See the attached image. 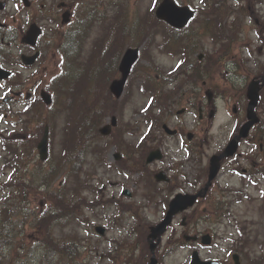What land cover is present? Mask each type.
<instances>
[{"label":"rangeland","instance_id":"rangeland-1","mask_svg":"<svg viewBox=\"0 0 264 264\" xmlns=\"http://www.w3.org/2000/svg\"><path fill=\"white\" fill-rule=\"evenodd\" d=\"M180 1L182 4L193 3L200 6V9L197 17L183 33H177L178 41L174 47L175 40L174 45L167 42L165 25L160 23L159 33L158 23L156 25L153 18V7L157 0H30L31 5L28 8L19 0H6V8L1 12V19L4 23L22 30L20 38L15 33V42L20 43L27 29L26 25L35 18L41 21L40 25L44 29V37L41 40L43 55L37 63V69L18 68L24 77L30 75L32 79L30 83L33 80L36 82V95L41 90L52 94L51 80L62 72V60L57 50L60 36L65 31L60 24L63 12L59 7L61 2L66 3L65 9L70 11V21L74 24L77 19L83 20L88 15L95 2L104 5L100 7L104 8L102 19L90 23V35L85 41L83 61L80 63L81 67H86V74L94 72L93 81L102 88L109 86L110 81L114 79L113 64H118L127 47H140V56L120 99L111 101L107 98L109 93L106 94V90L105 93L100 91L98 94L104 97L101 105L110 107L111 115L117 117L120 127L113 137L97 141L95 144L97 157L91 156L90 159L84 157L80 161L78 174L82 178V183L78 186V208L71 211V214H76V220L68 221L70 220L66 216L68 210L61 205L63 215L49 224L52 238L66 237L68 240H74L75 237H79L84 239L83 243H79L80 247L89 245L93 250L86 252L83 249L79 258L72 261L67 254H58L54 250L45 251L39 242L43 237L41 228H32L33 217L41 215L46 207L52 204L45 198L43 200L42 196L25 191L27 206L20 208L19 214L23 223L18 226L20 233L22 228L23 235H19L17 230L16 233L9 234L14 236V245L10 248H7V244L4 246L0 263L4 261L6 264H123L130 253L123 245L126 240L134 239L138 240L141 249L137 254L140 255L137 261L140 262L145 254L149 260L150 254L144 234L148 226L155 224L163 216L162 212L165 211L163 205H167V199L177 192H191L205 182L209 158L222 150L241 121L239 111L233 112L234 107L239 108L242 105L241 101L236 97L225 96L219 93V90L223 86H229L227 80L229 73L234 72L241 76L237 80L234 79L236 85L241 86L243 83L245 85L246 78L254 75L258 59L264 63L262 40L264 35L259 38L254 33L258 27L264 32V5L255 7L257 2L252 5L251 0H221V4L219 0ZM118 7L127 19L122 13L118 16L114 13ZM256 8L260 13L255 11ZM136 12L137 16L134 19ZM204 21L211 26H200ZM257 21L259 26L256 25ZM138 27L144 29H137ZM136 29L135 33H126ZM11 51L12 47L10 52L1 53L5 54L6 64L2 63L6 66H12L10 64L17 62L15 53L24 52L25 49L16 50L14 55ZM191 53H196V58L202 54L199 63L189 64V60L186 59ZM213 59L221 61L215 64ZM222 59L227 60L223 63ZM227 63L229 65H226ZM233 67L235 71H231ZM33 76L36 79H33ZM192 79H201L198 85L205 82V86L198 92L202 100L207 97L208 90L217 92L221 97L217 102L218 117H215V109L211 122L209 123V119L206 118L201 128L197 125L199 119L196 109L187 114L176 113L188 103L189 99H184V94L189 89V81ZM60 85H63L60 81L55 83V86ZM60 97H64V103L61 104L63 108L67 101L65 91L58 94V105L53 104L47 110L37 106L36 112L23 115V118H30V128L33 130L37 126L36 116H46L41 118L43 125L39 136H42L44 127L48 125V156L42 162L39 160L37 150H34L28 157L31 160L26 161L21 170L7 169L3 177V182H6H0V204L5 194L2 187L8 182H17L22 178L32 187L40 186L39 180L47 165V159L53 164L57 156L62 157L64 154L67 156L72 144L67 127L69 115L60 113ZM170 100H173L171 104L174 103L171 124L186 123L188 130L195 132L197 139L192 144L186 143L188 148L190 147L187 149L189 154L183 147L181 138L164 139L161 148L162 158L149 166L151 169L144 185L142 174L139 176L136 173L132 174L125 170L123 163H116L114 152L120 151L122 156L133 153L134 161L129 167L134 169L136 159L134 155L140 151L139 147L144 145L143 142L138 143L141 134L149 127L152 133L150 131L148 139L153 137L155 128L153 126L159 115L160 121L157 122L159 124L171 115L166 107ZM195 102H199L198 99ZM213 104L211 102L205 106L207 114ZM81 106L82 103L79 101L77 107ZM53 108L54 111L57 110L55 114H51ZM258 114L264 124V104L260 106ZM106 122H109V115L103 119L102 124ZM159 128L160 126L156 127V130ZM37 134L39 133L36 132ZM117 148L122 150L118 151ZM247 148L248 144H243L237 153L239 157L222 163L209 194L197 205L195 218L200 221L192 229L195 232L211 234L213 236L211 245L200 249L197 248V244L181 245L178 238L182 236L180 218H176L173 230L169 229L160 247L163 264H190V255L195 249L203 260H218L222 264H232V254L238 253L240 264H264V175L252 182L241 178L239 174L242 167L248 168L249 174L256 173L259 169L264 173V156L256 152L249 154ZM160 169L166 171L171 180L170 184L147 185L149 176L153 177ZM62 179L61 170L57 169L47 188L54 189L62 185ZM135 181L138 184H135ZM68 186H76V183L68 182ZM47 188L45 191L51 190ZM123 189L130 191L129 197L121 194ZM63 190L66 191V188ZM146 193L152 195L147 198ZM2 218L5 219V213ZM99 225L106 229L104 236H99L94 230L95 226ZM73 233L77 235L71 236ZM137 235H141L140 238ZM109 255L119 257L117 262H110Z\"/></svg>","mask_w":264,"mask_h":264},{"label":"trees","instance_id":"trees-1","mask_svg":"<svg viewBox=\"0 0 264 264\" xmlns=\"http://www.w3.org/2000/svg\"><path fill=\"white\" fill-rule=\"evenodd\" d=\"M220 2L221 0H219V3ZM94 19L93 15L86 16L83 26H76L73 32L68 33L66 37L62 36V39H59L58 42L60 43L58 52L62 56L64 62L63 73L53 80L51 89L56 92L55 83L60 81L63 85H61L59 92H66L67 104L63 108H60L61 104H59V109L60 113L69 115L67 127L69 130V140L72 143L71 147L67 156L66 154H64L63 157L57 156L53 164L49 163V161L47 162L45 169H43V175L39 180L41 183L40 186L36 185L32 187L28 181L22 178L17 182L9 183V185H15V188L9 191L8 196L0 204V258H2L1 254L6 244L7 248L14 245V236L9 234L16 233L17 230L19 235H23L22 228L20 233L18 226H21L23 223L19 214L20 208L21 206H27L25 203V191H31L33 195L39 197L42 196L43 200L45 198V200L52 204L51 206H47L41 215H34L33 217L34 223L32 228H41L43 237H41L39 242L42 243L41 245L44 246L43 248L45 251L54 250L58 254H67L68 258L72 261L79 258L82 249H85L86 252H91L93 250L89 245L80 247L79 243H83L84 239H82V242L79 237H75L74 240H68L66 237H62L61 239L52 238L49 224H52L53 221L58 220V218L63 215L60 210L61 205H63L65 210H68V213H66L67 218L70 219L68 221L76 220V214H71V211L78 208V186L82 182L81 176L78 174L81 167L80 161H82L84 157L91 158V156L95 155L94 146L96 141L102 138L98 134V128L102 124L103 119L112 114L109 106L101 105L104 97L97 94V83L93 81L92 75L83 77L81 73V52L91 27L90 23L94 22ZM171 32L173 33V31ZM214 33L213 30L212 34ZM217 60L220 61L221 59ZM100 89L101 92L104 93L106 86L104 88L100 86ZM107 98L112 100L111 96H107ZM79 101L82 103L81 107H77ZM53 104L55 105L56 101H54ZM53 104L48 108H51ZM56 111L57 110L54 111L53 108L51 114H55ZM45 117L44 115L36 116V129H28L26 139L21 141L22 143L19 150H15V158L11 161L13 168H21L26 161L29 162L31 160L28 157H30L35 150L39 135H41L42 132L43 123L41 118ZM36 132L39 134L36 135ZM23 143H25L24 147L22 146ZM89 150L90 152H88ZM57 169L61 170L63 184L54 188L55 190L53 188H50V190L47 187L50 184L51 178L56 174ZM68 182L76 183V186L69 187ZM46 188L50 191H45ZM64 188H66V191L63 190ZM7 204H9L8 207ZM4 213L5 219L2 218ZM70 235L73 236L74 234ZM111 259L115 260L117 257ZM0 264L6 263L3 261Z\"/></svg>","mask_w":264,"mask_h":264},{"label":"flooded vegetation","instance_id":"flooded-vegetation-1","mask_svg":"<svg viewBox=\"0 0 264 264\" xmlns=\"http://www.w3.org/2000/svg\"><path fill=\"white\" fill-rule=\"evenodd\" d=\"M63 3V4H62ZM59 7L61 8H65L66 7V3L62 2ZM159 5H160V0H159ZM98 7H104V5H97ZM68 8V6H67ZM68 10V9H66ZM69 11V10H68ZM2 11H0V21L3 22V20L1 19ZM70 12V11H69ZM71 16V13H70ZM116 21V20H115ZM31 23H36L37 25L40 26V28L42 29V34L41 36L37 39V42L35 44V46H25L22 44H18L17 42H12V43H5L4 39L6 37V34L9 32H14L16 33V35L20 36V32L22 31L21 28L20 29H16L13 26L9 25L7 26V28L4 30L2 29V27H0V48H3L4 45L8 46L11 45L12 47V52L13 55L15 53L16 50H21V49H25L24 52H20L18 53V51L15 53V55H17L15 57V59L19 60L13 64H10L12 66H6L5 64H1V66L5 69H7L8 71L11 72V78L9 80H4V81H0V115H2L3 119L0 121V135L4 136V141L6 142V145L1 144V148H0V174L4 171V166H5V160L6 157L9 156L10 151L8 150L7 147V141H12L15 139V134H12L9 132L8 128L5 126V123L14 115H18L21 112H32V107L34 105V98H35V87H36V82L33 80L31 83L29 82L31 77L30 75H26L24 77V75L22 74L21 71L18 70V68L23 69V68H30V69H37V63L39 61V59L42 57L43 55V49L41 48V40L44 37V31H43V26L40 25L41 21L38 18H35L32 20ZM69 23L68 22L66 25H61L63 27L64 30L68 31L69 28ZM264 23V21H263ZM257 26H259V22H256ZM21 27V25L19 26ZM157 28H159V33H160V21H158V26ZM64 32V31H63ZM257 33V37L260 38L261 35H264V32L261 31V28L258 27V29L255 31ZM38 53L37 55V59L31 64V65H24L21 61V57L22 56H32L33 54ZM2 58H4L2 56ZM16 66V68L14 67ZM36 72V71H35ZM34 72V73H35ZM118 74V73H117ZM33 79H36L35 76H33ZM32 80V79H31ZM202 86H205V82L202 83ZM199 96V97H198ZM187 98L188 103L186 104V106L181 107V109L177 110L176 112L182 110V112H184L185 114L187 113H191L194 109H197L198 111V116H199V122L197 123L200 128L202 125V122L208 118L209 119V123L211 122V118L214 116L215 113V103L218 102V99H220V95L219 94H214L213 92H210L207 94L206 100H208L206 102L202 100V97L200 96V94L197 93V89L195 87V81L194 80H190V85H189V89L186 90L185 94H184V99ZM199 98H201V100H199ZM198 99L199 102H195V100ZM214 99V104L211 106V110L210 112L207 114L205 111V106L209 103H211ZM174 103L171 104L170 108L167 107L169 110V113L171 114L170 116L166 118H164L161 122H160V127L164 126L165 124L175 133H173V137L176 138H185V140H187V142L189 144H192L194 140L197 139V135L195 134V132L189 131L188 130V126L186 123H176V124H171V121L174 117L173 114V107ZM159 110H160V104H159ZM238 112L239 114H241V118L243 117V111L240 108H234V112ZM212 116V117H211ZM158 121H160V115L159 118L157 119ZM156 125V123L154 124ZM262 127H264V124H260ZM197 128V127H196ZM195 128V129H196ZM262 134H261V130L260 128H258L254 134H252L253 137V141L256 142L257 140H261ZM191 137V138H190ZM164 139H168V135L164 132V131H160L159 130V136L157 134V139L153 140L151 143L153 145H156L158 148V150L161 151V148L163 147V140ZM3 140V139H2ZM248 142V140H247ZM251 146V145H250ZM262 145L260 144L259 150H258V154H260L261 156L264 155V150L261 147ZM192 147L194 148V146L192 145ZM143 150V148L141 149ZM150 151L147 148V143H146V149L145 151ZM5 154V155H4ZM260 160V159H259ZM257 169V168H256ZM242 173H248V168H243L242 167ZM261 170L259 169V171H257L254 174H257V178H259V174H260ZM252 175V173H251ZM253 180L255 179V175H253ZM185 221H186V217L184 216ZM160 221V218L157 222ZM200 220L198 219L196 222V226L198 224ZM188 222H185V226H187ZM193 225V223L188 224L189 229H187V231L190 233L191 237H195L196 238V242L199 243L200 241V237L203 234H206V232L203 231H193L190 230V227ZM148 233L146 234L147 240H150V238L148 237ZM212 236V235H211ZM134 242H136L137 244V248H136V244L134 246H132L131 250H130V255L127 261V264H163L162 262V258L160 257V244L158 245L156 251H155V256L154 258H152V255L150 253L149 255V260H148V256L147 254L144 255V257H141L140 262L137 261L138 256L137 255L141 249L138 246V240L134 239ZM158 243H160V237L157 238ZM148 260V262H147Z\"/></svg>","mask_w":264,"mask_h":264},{"label":"water","instance_id":"water-1","mask_svg":"<svg viewBox=\"0 0 264 264\" xmlns=\"http://www.w3.org/2000/svg\"><path fill=\"white\" fill-rule=\"evenodd\" d=\"M25 6H29L28 0H21ZM4 3L0 2V10L3 9ZM156 16L157 18L165 21L169 25L175 28H182L186 25V23L191 19L193 16V12L188 7H179L177 6L173 0H162L160 3V6L156 10ZM68 21V14L64 13L62 16V22ZM40 34V30L36 25H31L29 30L26 33V36L24 38V42L29 45H34L36 43V39ZM35 58V57H34ZM34 58H23L25 63H32ZM138 58V50L137 49H128L126 53L124 54L120 65H119V71L121 73V79L113 81L110 85V91L115 96V98H119L120 95L123 92V87L125 84V81L129 75L130 69L134 62ZM9 75L8 72L3 71L0 69V80L7 78ZM260 90V86L258 81L252 80L247 88V94L246 97L249 100L248 102V109H247V122L241 127L240 133L237 137H235L229 145L226 147L224 153H222L219 156H213L210 159L209 163V169H208V175H207V182L203 189L199 190L195 194H181L178 193L174 196L173 199H171L168 210L165 214L164 219L155 227L151 228L150 238H152V241L162 235L167 226L171 223L172 218L175 214L182 212L186 210L188 207L193 206V204L197 201L198 198H202L205 196L206 192L208 191L209 187L212 185V181L216 178L219 169H220V160L224 157L232 156L236 149H237V140L241 137H246L249 129L253 124L258 122V119L256 117V114L254 112V108L257 105L258 102V93ZM42 97L46 104L50 103V98L47 94H42ZM116 125V119L113 117L111 121V126ZM110 132V126L107 125L104 128L100 129V133L103 135H108ZM47 128H45L44 135L38 144V150L40 159H44L47 154ZM155 157H159L156 154H151L150 158H148V162L154 159ZM160 180H165L164 174L160 173ZM159 179V178H158ZM100 233H102L101 229H97ZM201 243L203 245H209L210 244V236L205 235L202 237ZM155 245H151V249H154ZM235 264H238L237 257L234 256ZM191 264H218L216 262H210V261H202L199 258L198 253L195 251L192 253L191 256Z\"/></svg>","mask_w":264,"mask_h":264}]
</instances>
